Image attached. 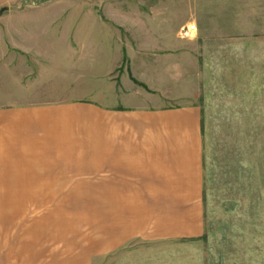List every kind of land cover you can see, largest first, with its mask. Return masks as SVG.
<instances>
[{
	"label": "crops",
	"instance_id": "crops-1",
	"mask_svg": "<svg viewBox=\"0 0 264 264\" xmlns=\"http://www.w3.org/2000/svg\"><path fill=\"white\" fill-rule=\"evenodd\" d=\"M135 1L0 104V264L143 263L204 239L202 129L219 71L260 86L243 127L264 129V0ZM233 102L220 129L242 126Z\"/></svg>",
	"mask_w": 264,
	"mask_h": 264
},
{
	"label": "rangeland",
	"instance_id": "rangeland-1",
	"mask_svg": "<svg viewBox=\"0 0 264 264\" xmlns=\"http://www.w3.org/2000/svg\"><path fill=\"white\" fill-rule=\"evenodd\" d=\"M134 4L135 0H0V104L14 103L37 73L75 61L86 52L85 38L79 33L118 28L116 21L103 18L112 10L131 12ZM130 21L125 18L129 25ZM253 72L254 81H260ZM207 74L212 81L214 71ZM219 74L221 85L210 82L206 87L215 99L205 117L206 129H202L203 175L208 180L207 190L203 187L204 239L159 245L152 261H145L141 254L138 258L142 256L145 262L135 264H264V129L243 127L245 100L248 96L259 99L260 86L227 83L232 77L243 81L244 70ZM195 81L191 88L194 97ZM228 97L239 105L235 111L242 118L239 129H220L231 113L225 106ZM162 248L166 254L160 252Z\"/></svg>",
	"mask_w": 264,
	"mask_h": 264
},
{
	"label": "built area",
	"instance_id": "built-area-1",
	"mask_svg": "<svg viewBox=\"0 0 264 264\" xmlns=\"http://www.w3.org/2000/svg\"><path fill=\"white\" fill-rule=\"evenodd\" d=\"M188 33V29L186 28L185 30H183V34L186 36Z\"/></svg>",
	"mask_w": 264,
	"mask_h": 264
},
{
	"label": "trees",
	"instance_id": "trees-1",
	"mask_svg": "<svg viewBox=\"0 0 264 264\" xmlns=\"http://www.w3.org/2000/svg\"><path fill=\"white\" fill-rule=\"evenodd\" d=\"M43 1V0H42Z\"/></svg>",
	"mask_w": 264,
	"mask_h": 264
}]
</instances>
